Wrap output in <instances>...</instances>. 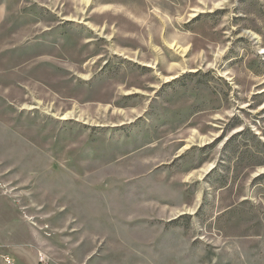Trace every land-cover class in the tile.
I'll use <instances>...</instances> for the list:
<instances>
[{"label": "rangeland", "instance_id": "1", "mask_svg": "<svg viewBox=\"0 0 264 264\" xmlns=\"http://www.w3.org/2000/svg\"><path fill=\"white\" fill-rule=\"evenodd\" d=\"M0 264H264V0H0Z\"/></svg>", "mask_w": 264, "mask_h": 264}, {"label": "built area", "instance_id": "2", "mask_svg": "<svg viewBox=\"0 0 264 264\" xmlns=\"http://www.w3.org/2000/svg\"><path fill=\"white\" fill-rule=\"evenodd\" d=\"M6 261H7V263L12 264V260L10 258H6ZM40 262H41V264H49L45 261V256H43V255L41 256Z\"/></svg>", "mask_w": 264, "mask_h": 264}, {"label": "crops", "instance_id": "3", "mask_svg": "<svg viewBox=\"0 0 264 264\" xmlns=\"http://www.w3.org/2000/svg\"><path fill=\"white\" fill-rule=\"evenodd\" d=\"M6 19H7V15L5 13L0 14V27L4 22H6Z\"/></svg>", "mask_w": 264, "mask_h": 264}]
</instances>
